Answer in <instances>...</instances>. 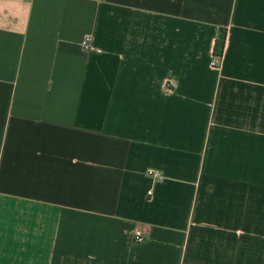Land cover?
Listing matches in <instances>:
<instances>
[{"label": "crops", "instance_id": "0c3cea01", "mask_svg": "<svg viewBox=\"0 0 264 264\" xmlns=\"http://www.w3.org/2000/svg\"><path fill=\"white\" fill-rule=\"evenodd\" d=\"M0 264H264V0H0Z\"/></svg>", "mask_w": 264, "mask_h": 264}, {"label": "built area", "instance_id": "2783aa9c", "mask_svg": "<svg viewBox=\"0 0 264 264\" xmlns=\"http://www.w3.org/2000/svg\"><path fill=\"white\" fill-rule=\"evenodd\" d=\"M82 46L83 48H89L90 47V33L85 34V36L83 37L82 40ZM147 172L153 176L154 178H161L162 177V173L154 168H148ZM145 237L143 231L141 228L139 227H134L131 231V239L134 242H138L143 240Z\"/></svg>", "mask_w": 264, "mask_h": 264}, {"label": "trees", "instance_id": "16d2710c", "mask_svg": "<svg viewBox=\"0 0 264 264\" xmlns=\"http://www.w3.org/2000/svg\"><path fill=\"white\" fill-rule=\"evenodd\" d=\"M224 37H225V28H221L219 32V36L217 37V40L215 42V47L218 55H220L223 43H224Z\"/></svg>", "mask_w": 264, "mask_h": 264}]
</instances>
